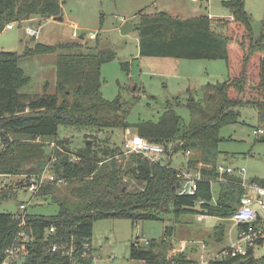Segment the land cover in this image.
Masks as SVG:
<instances>
[{"label":"trees","instance_id":"1","mask_svg":"<svg viewBox=\"0 0 264 264\" xmlns=\"http://www.w3.org/2000/svg\"><path fill=\"white\" fill-rule=\"evenodd\" d=\"M245 2L224 1L231 14L224 21L225 32L213 29L207 14L179 18L162 10L141 14L138 23L141 56L227 62V79L206 83L201 99L189 98L188 125L182 124L181 116L169 102L157 121L133 124L137 134L167 147L171 144L174 151L193 150L191 166L199 161L216 164L222 159L220 143L225 138L221 129L238 120L240 108L256 106L258 120L264 124V32L255 37ZM62 11L61 0H0V33L8 23L34 16L52 18ZM83 47L81 41L58 45L37 42L26 46L22 53L0 51V184L8 175L42 174L52 155L55 158L51 166L57 178L75 183L68 189L71 200L57 194L56 182L40 189L38 196H50L59 204V210L51 215L29 211L27 220L32 224L35 239L28 244L29 252L20 264H71L60 250L51 248L54 243H70L72 239L79 246L91 245L88 255L76 264H94L93 228L100 219L129 218L136 222L159 219L162 213L170 212L179 219L183 213L194 211L229 218L241 202L242 186L235 181H224L214 203L212 180L218 177L214 169L203 168L196 194L188 195L180 194L176 188L177 170L167 159L153 162L142 154L132 153L124 172L123 163L116 157L122 151L116 145L96 148L90 139L73 159L66 137L59 136L60 125L97 130L131 126L122 96L109 100L101 90L102 66L114 60L116 52L101 48L100 39L95 45L85 46L87 51H82ZM36 53H57L55 93L20 92L29 77L19 65V59ZM122 67L130 70L128 61L122 62ZM47 141L56 145L51 148ZM124 175L144 181V186L139 191H130ZM252 181L264 185V178ZM7 188L0 190V264L19 227L14 213L1 210L2 202L16 194ZM51 226H55V232H48ZM225 229V224H217L214 234L218 240L224 237ZM135 243L130 245L132 260L144 264H195L189 251L174 252V243L166 238L158 242L149 240L147 247ZM208 264H264V255L256 257L249 253L244 257L211 260Z\"/></svg>","mask_w":264,"mask_h":264},{"label":"rangeland","instance_id":"2","mask_svg":"<svg viewBox=\"0 0 264 264\" xmlns=\"http://www.w3.org/2000/svg\"><path fill=\"white\" fill-rule=\"evenodd\" d=\"M225 0H61L63 20L54 18L42 19L34 16L22 22L15 21V27L5 28L0 33V51L22 53L26 46H34L37 42L58 45L62 42L81 41L87 47L95 45L100 39V47L114 50L116 58L102 66V93L112 100L119 94L126 102L129 110L127 120L131 126L106 128L102 130L79 127L59 126V136L66 137L67 149L71 156L75 155L90 139L96 148L110 145L119 148L117 159L123 163L124 172L128 169L130 153L124 151V138L136 134L133 126L139 121H157L167 109L162 103H170L181 116L182 124L188 125L190 112L186 104L192 96L203 97L206 83L223 82L229 70L224 59H191L161 56H141L139 53V30L121 34L120 28L127 22L138 25L141 14H155L166 10L179 18H187L200 14L210 15L213 29L225 32V17L230 15L224 4ZM246 9L251 16L255 37L264 32V0H246ZM21 24V26H20ZM73 24H77L75 27ZM29 29L35 31L31 34ZM77 33V36L73 35ZM96 33V34H94ZM84 34V37H80ZM128 61L130 70L122 67ZM19 65L29 77L28 82L20 88V92L43 94L56 92L57 53H36L21 56ZM168 106V104H167ZM240 116L236 122L225 125L220 143L222 161L234 167H244L247 179L264 178V134L261 137L254 129L264 124L258 120V110L254 105L240 108ZM41 142V141H40ZM50 141H47L49 144ZM173 150V149H172ZM125 157V158H124ZM188 161L184 150H178L171 157V166L183 167ZM31 176V175H30ZM130 191H139L144 181L131 175H124ZM8 188L16 192L4 200L1 210L15 213L20 202L28 201L30 194L22 187L28 175L16 174L6 177ZM23 183L22 185H20ZM57 194L60 197L69 195V187L75 183L58 184ZM215 199L218 198L221 185L212 183ZM59 210V204L50 196H36L32 199L31 213L51 215ZM225 224V235L222 239L215 237L217 224ZM169 230V231H168ZM236 227L229 218L208 216L199 220L197 213H183L179 219L173 212L162 213L159 219H143L133 222L129 218H105L95 221L92 244L94 247V264H142L130 257V245L138 241L146 245V240H171L174 245L186 241H204L213 252L226 247ZM150 244V243H149ZM146 245L147 246H149ZM188 245V244H187ZM189 257L199 260L200 254L187 252Z\"/></svg>","mask_w":264,"mask_h":264},{"label":"built area","instance_id":"3","mask_svg":"<svg viewBox=\"0 0 264 264\" xmlns=\"http://www.w3.org/2000/svg\"><path fill=\"white\" fill-rule=\"evenodd\" d=\"M74 26L77 27V25ZM14 27L15 22H11L6 25V28L8 29H12ZM29 31L31 34H35V31L32 29H29ZM73 35L77 36V33L73 32ZM254 133L258 137H261V135L264 134V129L261 127L255 128ZM37 140L40 141L39 138ZM49 145L52 148L56 144L55 142L50 141ZM123 146L124 151L127 153L142 154L143 157L148 158L153 162H159L163 159H167L170 161V166L171 157L177 152L172 150L171 144L167 147L164 143L149 140L137 133H128L124 138ZM184 152L188 156L187 163L183 167L175 168L177 170L176 175L181 182V186L179 188L180 194L195 195L198 189L199 181L203 179L202 169L207 168L214 169L218 174V177L213 179L212 183L231 181L229 179L230 175L241 177L243 179L242 182L237 183L242 186L243 195L240 204L229 217V219L233 222V225L236 227V232H232L231 240L226 247L222 248L220 251L213 252L208 249V243L204 241H194L192 243L182 241L179 243V246H174V252L183 253L187 251H195L198 255L200 254L199 260L195 259V264H208L211 260H223L230 257H244L248 256L249 253L256 257L264 255V185L243 176L245 172L244 167H234L222 160H219L216 164H208L199 161L197 165L191 166L189 164V159L192 158L195 153L190 149L184 150ZM54 158V155H52L51 162ZM72 158L76 159V156L73 155ZM51 162L46 166L42 174L29 176V179L24 183V185H22L25 189L24 191L30 194V197L28 201L20 202L18 210L14 213V217L19 222V227L14 241L6 250V257L2 264H20L23 260H25V257L29 252L27 246L35 239V235L31 229L32 224L27 220L32 199L38 196V192L44 185L53 182H56L57 184L66 182L64 179L57 178L52 169ZM6 177L8 176H4L2 179L0 190L8 187L9 181L5 179ZM213 201L216 203L214 193ZM199 203H202V200H200ZM208 216L211 215L205 213L197 214L199 220ZM55 231V226H51L48 229V232ZM135 244L136 246L142 245L138 241H136ZM147 244H149V240H146V245ZM80 247L83 248L82 252H80ZM90 247L91 245L89 243H84L79 246L75 244L74 239H72L70 243H54L51 249L53 251L60 250L61 255L65 256L71 264H76L81 258L88 255V249ZM142 264H144V261Z\"/></svg>","mask_w":264,"mask_h":264},{"label":"water","instance_id":"4","mask_svg":"<svg viewBox=\"0 0 264 264\" xmlns=\"http://www.w3.org/2000/svg\"><path fill=\"white\" fill-rule=\"evenodd\" d=\"M63 17L64 16H63V11H62V14H60L58 16H54L53 18H54V20H58L59 21V20H63ZM20 26H21V24H20ZM139 28H140L139 24L138 25H134V23H132V22H127V23H125V24H123L121 26L120 31H121V34L126 35V34L130 33L131 31L139 30ZM80 37L83 38L84 34H81ZM161 106L163 108H166L167 107V103H162ZM229 179L231 181H236V182H242V180H243L241 177H238V176H235V175H230ZM180 186H181V182L178 181L177 184H176V188L179 189Z\"/></svg>","mask_w":264,"mask_h":264},{"label":"crops","instance_id":"5","mask_svg":"<svg viewBox=\"0 0 264 264\" xmlns=\"http://www.w3.org/2000/svg\"><path fill=\"white\" fill-rule=\"evenodd\" d=\"M160 11H162V10H160ZM164 11H166V10H164ZM167 12V11H166ZM229 17H231V14L228 16V17H225V19H228ZM211 20H213V19H211ZM73 25H77V24H73ZM139 38V37H138Z\"/></svg>","mask_w":264,"mask_h":264}]
</instances>
